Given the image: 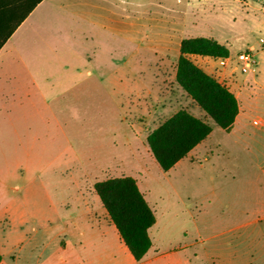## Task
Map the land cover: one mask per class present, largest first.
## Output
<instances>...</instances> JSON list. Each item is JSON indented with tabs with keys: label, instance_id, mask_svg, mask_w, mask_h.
<instances>
[{
	"label": "rangeland",
	"instance_id": "rangeland-1",
	"mask_svg": "<svg viewBox=\"0 0 264 264\" xmlns=\"http://www.w3.org/2000/svg\"><path fill=\"white\" fill-rule=\"evenodd\" d=\"M141 1L145 11L157 10V0ZM206 1L210 6L195 33L215 37L231 51L228 60L207 64L240 103V118L229 132L174 88L170 68L161 88L170 98L140 97L155 86L153 54L135 57L130 71L119 70L116 85L113 71H103L112 81L102 83L78 71L70 72L68 83H50L40 71L34 85L4 84V97L11 101L0 100V252L5 258L10 253L17 264H64L60 240L70 237L77 248L76 229L95 217L103 225L96 233L105 236L92 239L87 264H131L115 242V227H106L111 221L94 190L96 182L131 176L156 215L154 256L187 246L182 258L191 257L192 264H264V141L255 136L260 118L254 104L264 86V0ZM109 50L98 59L103 70ZM244 51L252 52L255 64L238 59ZM181 109L201 115L212 133L191 164L185 160L165 172L147 136ZM71 264L82 263L75 255Z\"/></svg>",
	"mask_w": 264,
	"mask_h": 264
},
{
	"label": "crops",
	"instance_id": "crops-1",
	"mask_svg": "<svg viewBox=\"0 0 264 264\" xmlns=\"http://www.w3.org/2000/svg\"><path fill=\"white\" fill-rule=\"evenodd\" d=\"M156 4L157 10L153 12L145 11L141 0L42 1L0 49V100H3L5 104L10 101L4 97V84L11 82L14 85H24L27 81L30 85H34L36 83L35 74L40 71L45 72L46 79L50 83H68L69 74L72 71L87 72L84 77L94 78L102 83L111 80V74H103V71H113L115 72L113 79L116 85L117 72L119 70L130 71L133 68L135 57L147 54H153L156 58L152 69V87L155 86L152 90L141 92L140 97L155 102H165L168 97H171V94L168 95V91H161V88L166 85L167 68L172 70L174 88L184 91L176 82V64L180 57V44L185 38L200 37L195 33L197 32L198 18L205 13L210 4L206 0H157ZM189 17L192 18L188 22ZM190 22L191 27L189 26ZM209 38L215 39V37ZM217 41L227 46L226 43ZM109 48L112 49V52L109 50L111 58L104 63L105 70H103L98 65V59ZM208 59L217 62L228 60L191 56L193 62L207 74L213 76L207 67ZM79 75L82 76V73ZM83 79L82 76L80 83ZM262 88L264 90V86L261 85L260 92L256 95L254 102L255 113L260 118L255 136H260L264 141V94L261 93ZM25 96L29 98L31 94L26 92ZM196 116L203 119L201 115ZM239 118L240 113L234 126ZM201 144L179 161L175 167L180 166L185 160L191 164L190 159L192 155L198 153ZM156 224L157 220L149 230L150 237ZM111 225H113L112 222L110 225L107 223L106 227ZM101 226L103 225L93 217V221H86L83 227H78L76 229L79 233L77 248L70 237L60 240L57 248L63 257L64 264H71L75 255L78 262L89 263L87 247L94 245L92 239L94 240L96 236L100 238L105 236L102 231L96 233V230ZM114 235L115 242L131 264H192L191 257L184 256L185 258H182L181 251L185 250L187 246L168 252L160 253L158 251V254L154 256L156 250L152 245L144 257L149 261L144 263L143 258L137 262L120 239L116 228ZM111 256L110 254L105 258L110 260ZM10 259H12L10 253L8 259L2 255L0 264H17ZM96 259L98 262H102L104 258L98 254Z\"/></svg>",
	"mask_w": 264,
	"mask_h": 264
},
{
	"label": "trees",
	"instance_id": "trees-1",
	"mask_svg": "<svg viewBox=\"0 0 264 264\" xmlns=\"http://www.w3.org/2000/svg\"><path fill=\"white\" fill-rule=\"evenodd\" d=\"M42 1L0 0V49ZM191 56L228 59L230 50L213 38H185L176 64L177 84L218 127L229 132L240 113V103L226 85L207 74ZM211 133L209 123L181 109L153 129L147 143L157 165L167 172ZM94 190L120 239L135 261H141L153 245L149 230L156 223V215L136 179L131 176L106 179L96 182ZM1 260L0 253V263Z\"/></svg>",
	"mask_w": 264,
	"mask_h": 264
},
{
	"label": "built area",
	"instance_id": "built-area-1",
	"mask_svg": "<svg viewBox=\"0 0 264 264\" xmlns=\"http://www.w3.org/2000/svg\"><path fill=\"white\" fill-rule=\"evenodd\" d=\"M238 59L245 63L247 66L255 64V60L251 51H244L238 55Z\"/></svg>",
	"mask_w": 264,
	"mask_h": 264
}]
</instances>
